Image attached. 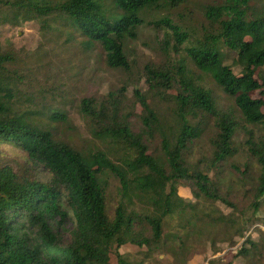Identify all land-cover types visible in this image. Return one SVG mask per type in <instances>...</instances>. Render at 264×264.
Here are the masks:
<instances>
[{
  "label": "trees",
  "instance_id": "16d2710c",
  "mask_svg": "<svg viewBox=\"0 0 264 264\" xmlns=\"http://www.w3.org/2000/svg\"><path fill=\"white\" fill-rule=\"evenodd\" d=\"M187 1L0 0V24L39 20L41 30L55 32L63 44L81 39L84 49L96 45L104 65L122 72L130 70L126 45L136 38L146 16L166 12L147 23L161 31L162 49L173 53L171 63L147 66L144 74L149 89L175 93L174 119L168 126L135 93L144 114L138 132L127 116H121L116 99L105 103L83 97L79 111L96 143L92 148H78L59 137L54 124L67 120L61 108L15 111L16 103L35 106V98L19 92L23 77L14 72L17 59L0 52V264H108L111 244H129L149 252L169 239L177 242L180 254L195 229L184 211L195 207L178 197L179 181L190 188L196 201L220 202L236 209L208 176V168L200 171L186 165L189 146L207 126L203 119L215 128L209 168L235 153L232 136L238 126L237 116L230 108H219L203 77L191 68L220 89L243 124L264 130V3L254 7L251 0H224L220 6L202 10L207 28L202 23L199 35L171 18L175 8ZM228 53L234 55L231 64H227ZM33 114L45 122L39 124ZM197 115L200 121L192 123L190 119ZM156 133L161 138V156L149 153L143 138ZM247 133L245 144L260 167L257 183L248 192L252 194L250 207L256 212L264 200V140H253L252 133ZM9 155L20 157L23 164L12 167L4 160ZM247 172L246 166L242 174ZM109 175L117 182L119 195L112 217L106 207ZM212 211L217 213L216 223L224 222L226 229L231 219L216 208ZM175 215L184 224L178 232L167 234L166 219ZM69 217L74 227L69 242L62 244L56 229ZM246 224L242 219L233 236L243 238ZM245 244L254 247L246 238L237 251L243 258L249 256Z\"/></svg>",
  "mask_w": 264,
  "mask_h": 264
},
{
  "label": "rangeland",
  "instance_id": "374dc122",
  "mask_svg": "<svg viewBox=\"0 0 264 264\" xmlns=\"http://www.w3.org/2000/svg\"><path fill=\"white\" fill-rule=\"evenodd\" d=\"M223 1L190 0L176 7L175 12L171 13V18L179 27L184 25L187 29L192 28L196 34L201 35L203 34L200 30L201 24L204 23L203 28H207L202 10L220 6L224 4ZM263 3L264 0H251L250 5L259 7ZM155 15L157 17L146 16L145 22L137 30L136 38L126 45L130 63L128 72L107 68L96 45L90 49H84L81 39L63 44V38L57 37L55 32L44 33L39 20L18 19L0 24V52L11 53L17 59L14 72L23 77L19 92L22 95L32 93L36 102L35 106L24 102L16 103L15 111L19 113L33 109L36 112H43L50 106L61 108L66 113L67 120L62 124H54L61 134L59 137L69 140L78 148H92L96 143L79 111V101L83 97H92L97 102L103 100L105 103L116 99L122 108L121 116H127L134 131L138 132L144 115L135 96V93H138L149 104L159 120H162L163 125L168 126L174 119L172 114L174 90L166 92L160 89H149L144 74L145 67H162L163 63L167 64L170 61L173 54L169 49H162L161 31L147 23L160 16H166V12ZM184 47L185 44L182 48ZM226 57L227 64H231L234 55L228 53ZM191 69L203 77V85L212 90L219 108L221 110L230 108L237 116L238 126L232 136L235 153L221 164L209 168L208 162L213 149L211 140L215 135V128L212 127L211 121L203 119L207 122V126L200 138L189 146L185 155L186 165L190 169L197 167L200 171L208 168V176L219 184L221 192L228 195L236 209L220 202L211 205L205 201H196L190 188L179 181L176 184L178 197L185 203L194 204L195 207L194 211L189 208L184 211V216L195 228L190 233L188 245L184 247L186 250L178 254L177 242L171 239L149 252H146L145 248H137L129 244L122 247L111 244L108 247L110 254L108 264H264V200H260L258 210L253 212L250 207L252 194L248 193L257 183L260 167L245 144L248 140L247 132H251L253 140L257 141L258 138L264 140V130L260 126L250 127L243 124L237 109L220 89L209 78L200 74L196 68ZM233 69L235 73L238 72L237 67ZM261 74L264 77V67ZM258 96V94L255 95V97ZM32 118H35L39 124L45 122L35 114ZM200 119L201 117L197 115L190 121L196 123ZM143 138L149 153L161 156L159 134L156 133L150 138L144 135ZM4 160L8 161L12 167L23 164V160L15 155H9ZM246 166L248 172L243 175ZM107 181L106 207L108 216L112 217L119 201L116 190L118 184L111 175L107 177ZM246 193L247 195L244 196ZM214 208L225 215L226 219H231L226 229L224 222L216 223L217 213L212 211ZM136 211H140L138 203ZM242 219L247 220L244 237H234L235 229ZM166 221L164 232L167 234L178 232L179 226L184 224L183 218H178L177 215ZM73 227L74 223L70 217L57 227L56 232L62 244L69 242ZM246 238L254 243V247L245 244L244 247L248 249L249 256L243 258L237 254V251Z\"/></svg>",
  "mask_w": 264,
  "mask_h": 264
}]
</instances>
